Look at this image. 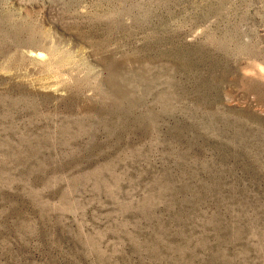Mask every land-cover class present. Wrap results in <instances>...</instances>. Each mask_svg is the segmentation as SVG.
I'll return each instance as SVG.
<instances>
[{
    "label": "rangeland",
    "instance_id": "374dc122",
    "mask_svg": "<svg viewBox=\"0 0 264 264\" xmlns=\"http://www.w3.org/2000/svg\"><path fill=\"white\" fill-rule=\"evenodd\" d=\"M0 264H264V0H0Z\"/></svg>",
    "mask_w": 264,
    "mask_h": 264
}]
</instances>
